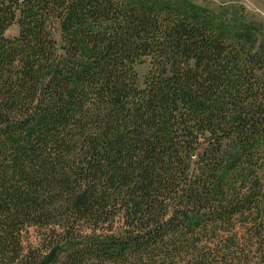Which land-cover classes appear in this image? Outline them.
<instances>
[{
    "label": "trees",
    "instance_id": "obj_1",
    "mask_svg": "<svg viewBox=\"0 0 264 264\" xmlns=\"http://www.w3.org/2000/svg\"><path fill=\"white\" fill-rule=\"evenodd\" d=\"M214 23L185 0H0V264H233L199 245L225 234L264 264V190L228 193L225 145H260L264 83Z\"/></svg>",
    "mask_w": 264,
    "mask_h": 264
},
{
    "label": "rangeland",
    "instance_id": "obj_2",
    "mask_svg": "<svg viewBox=\"0 0 264 264\" xmlns=\"http://www.w3.org/2000/svg\"><path fill=\"white\" fill-rule=\"evenodd\" d=\"M187 3L195 5L206 10L208 15H211L214 19L215 24V33L221 36V39L227 46V52L237 54V57L242 60L244 67H247L249 74L257 77V83H264V72L257 68L256 60H261L264 63V0H185ZM19 28L17 25H12L9 27L5 36L8 38H13L18 35ZM57 41L60 40V33H56ZM246 54L250 55V63L246 59ZM264 68V67H263ZM151 70V64L148 58L141 63L135 65V72L139 79V83L145 80V77L148 75ZM246 73V72H245ZM258 88V89H257ZM257 92L261 93L259 86H256ZM255 89V90H256ZM253 104L249 101H245L244 107L250 108ZM244 135H241L240 138L243 139ZM258 147L244 149L245 152L241 153L240 144L237 142V139L226 138L225 145H228L230 153L228 156H237L238 161L236 165L232 168L231 178H227L228 186L226 189L230 195L241 197L243 195H249V191L254 188L253 182L259 184L258 188L264 190V138L259 137ZM237 144V146H235ZM251 153V154H248ZM242 156L240 157V155ZM247 157H245V155ZM245 157V158H244ZM196 160L197 158L191 157L189 160V173L192 174L196 172ZM229 187V189H228ZM232 188V189H231ZM262 206L260 205L259 208ZM253 210H256V207H253ZM233 219L236 221L234 232L237 233V240L244 241L248 238L245 228H241L238 221L239 217L234 215ZM44 231H38L35 228L28 229L27 232L23 234V246H25L26 252L31 250H38L43 252L44 246L42 245V233ZM228 234H225L222 238L216 237L208 240L203 238L199 245L211 244V248L214 249L222 243V249H224L220 254H218L217 260L225 258L226 261H232L233 264H240L236 258L240 257V254L235 255L234 247H228L226 245V237ZM221 236V233H220ZM34 248V249H33ZM221 249V250H222ZM30 250V251H31ZM252 255V253H251ZM256 260V259H254Z\"/></svg>",
    "mask_w": 264,
    "mask_h": 264
}]
</instances>
